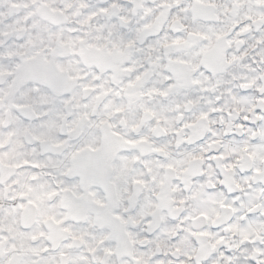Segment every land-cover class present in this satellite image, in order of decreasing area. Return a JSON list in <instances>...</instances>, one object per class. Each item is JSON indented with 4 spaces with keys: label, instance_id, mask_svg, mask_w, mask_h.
Listing matches in <instances>:
<instances>
[{
    "label": "snow or ice",
    "instance_id": "6c2138e0",
    "mask_svg": "<svg viewBox=\"0 0 264 264\" xmlns=\"http://www.w3.org/2000/svg\"><path fill=\"white\" fill-rule=\"evenodd\" d=\"M0 264H264V0H0Z\"/></svg>",
    "mask_w": 264,
    "mask_h": 264
}]
</instances>
